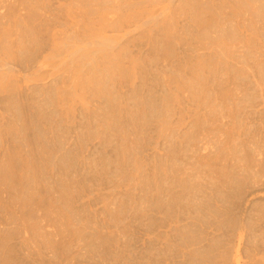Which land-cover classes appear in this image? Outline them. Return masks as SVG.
I'll return each instance as SVG.
<instances>
[{
    "label": "rangeland",
    "instance_id": "1",
    "mask_svg": "<svg viewBox=\"0 0 264 264\" xmlns=\"http://www.w3.org/2000/svg\"><path fill=\"white\" fill-rule=\"evenodd\" d=\"M0 264H264V0H0Z\"/></svg>",
    "mask_w": 264,
    "mask_h": 264
}]
</instances>
